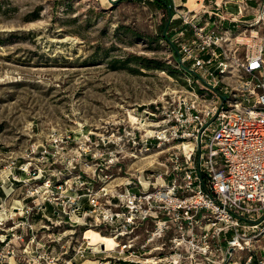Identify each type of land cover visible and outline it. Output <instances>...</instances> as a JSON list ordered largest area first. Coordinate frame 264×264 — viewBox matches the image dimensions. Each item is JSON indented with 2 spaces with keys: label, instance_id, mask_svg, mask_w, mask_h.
<instances>
[{
  "label": "built area",
  "instance_id": "obj_1",
  "mask_svg": "<svg viewBox=\"0 0 264 264\" xmlns=\"http://www.w3.org/2000/svg\"><path fill=\"white\" fill-rule=\"evenodd\" d=\"M206 1L202 13L175 9L167 24L185 86L167 87L146 115L110 133L53 134L40 151L24 199L38 198L51 224L81 231L62 264L95 253L97 264H264V45L240 57L227 1ZM155 148L161 168L138 165ZM89 230L114 247L90 245Z\"/></svg>",
  "mask_w": 264,
  "mask_h": 264
},
{
  "label": "rangeland",
  "instance_id": "obj_2",
  "mask_svg": "<svg viewBox=\"0 0 264 264\" xmlns=\"http://www.w3.org/2000/svg\"><path fill=\"white\" fill-rule=\"evenodd\" d=\"M171 2L172 10L156 0H0V264H54L53 258L62 264L81 239L78 228L56 226L38 213V198L24 199L38 183L33 168L45 160L40 151L53 134L81 140L91 132L94 139L146 115L167 87L185 86L165 35L173 41L167 24L187 0ZM200 3L193 10L202 13L207 7ZM248 6L246 21H229V41L240 57L264 45V0ZM165 156L155 148L138 165L159 170ZM46 209L53 220L52 207Z\"/></svg>",
  "mask_w": 264,
  "mask_h": 264
},
{
  "label": "crops",
  "instance_id": "obj_3",
  "mask_svg": "<svg viewBox=\"0 0 264 264\" xmlns=\"http://www.w3.org/2000/svg\"><path fill=\"white\" fill-rule=\"evenodd\" d=\"M200 2H202L203 0H199ZM218 2H224L227 1L226 6H225V16H229V14H234L238 20V17H243L242 19H239V21H246V19H244L245 16V10L246 12L248 11V3H251L252 0H217ZM255 2L257 3L258 0H255ZM248 13V12H247ZM205 17V16H204ZM216 22V20L214 22H211L209 25L206 26L207 29H211L214 28L216 26H214V23ZM225 26H229V22H225L224 23ZM219 30V29H218ZM98 260L96 261H90L88 264H97ZM124 264V263H123Z\"/></svg>",
  "mask_w": 264,
  "mask_h": 264
},
{
  "label": "bare ground",
  "instance_id": "obj_4",
  "mask_svg": "<svg viewBox=\"0 0 264 264\" xmlns=\"http://www.w3.org/2000/svg\"><path fill=\"white\" fill-rule=\"evenodd\" d=\"M198 1L199 0H187L185 5L191 9H194L195 7H197ZM6 191L9 192V190L7 188H6ZM83 238L88 239L89 244L93 245V246L98 244V243H100L102 246L105 245L104 249H106V250H110L114 247V241L112 240V238L104 236L95 230L87 231Z\"/></svg>",
  "mask_w": 264,
  "mask_h": 264
},
{
  "label": "trees",
  "instance_id": "obj_5",
  "mask_svg": "<svg viewBox=\"0 0 264 264\" xmlns=\"http://www.w3.org/2000/svg\"><path fill=\"white\" fill-rule=\"evenodd\" d=\"M156 1L158 2L160 7L167 8L168 6H170L169 7L170 10H172V4H171L172 2H171V0H156ZM165 38L168 39L167 36H165Z\"/></svg>",
  "mask_w": 264,
  "mask_h": 264
}]
</instances>
